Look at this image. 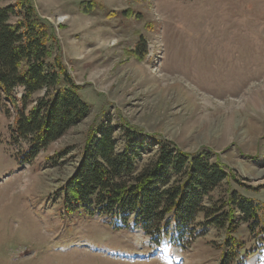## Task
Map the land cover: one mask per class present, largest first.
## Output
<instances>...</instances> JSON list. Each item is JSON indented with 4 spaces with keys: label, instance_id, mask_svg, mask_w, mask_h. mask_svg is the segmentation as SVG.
I'll return each instance as SVG.
<instances>
[{
    "label": "rangeland",
    "instance_id": "374dc122",
    "mask_svg": "<svg viewBox=\"0 0 264 264\" xmlns=\"http://www.w3.org/2000/svg\"><path fill=\"white\" fill-rule=\"evenodd\" d=\"M18 1L0 6L19 11ZM29 2L89 112L22 161L29 141L12 137L16 109L0 99V264H264V242L242 222L234 235L243 247L223 262L227 233L209 220L217 207L228 209L222 203L232 193L264 204V0ZM107 120L116 151L123 123L135 129L136 171L154 161L161 139L208 151L227 172L202 198L186 246L168 229L155 243L138 226H114L110 215H63L59 189L79 164L89 127Z\"/></svg>",
    "mask_w": 264,
    "mask_h": 264
},
{
    "label": "trees",
    "instance_id": "16d2710c",
    "mask_svg": "<svg viewBox=\"0 0 264 264\" xmlns=\"http://www.w3.org/2000/svg\"><path fill=\"white\" fill-rule=\"evenodd\" d=\"M17 4L19 11L14 5L0 6V99L16 109L11 133L14 139L29 141L20 153L22 161H29L79 123L88 114L89 104L68 72L50 26L34 12L29 0ZM90 5L83 3L82 11L90 10ZM13 14L17 19L10 21ZM17 87L22 90L19 97ZM40 91L41 95L32 97ZM123 126L122 151L115 150V127L110 120L89 127L79 164L59 189L63 215H110L114 226H138L155 243L168 229L174 244L186 246L193 235L188 231L193 216L205 208L202 198L227 179V172L219 161L210 160L208 151L188 153L161 139L154 161L136 171L135 129L127 123ZM225 204L229 206L226 211L219 212L217 207L218 213L209 219L221 222L227 233L229 250L223 262L243 247L234 235L241 222L253 240L264 242V204L235 193Z\"/></svg>",
    "mask_w": 264,
    "mask_h": 264
}]
</instances>
